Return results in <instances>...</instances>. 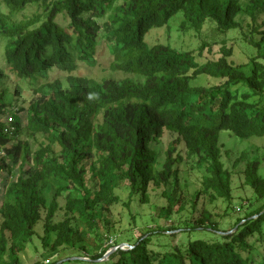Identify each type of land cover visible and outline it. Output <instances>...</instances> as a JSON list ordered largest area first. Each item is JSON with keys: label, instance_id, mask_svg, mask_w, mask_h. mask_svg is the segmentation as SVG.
Listing matches in <instances>:
<instances>
[{"label": "trees", "instance_id": "16d2710c", "mask_svg": "<svg viewBox=\"0 0 264 264\" xmlns=\"http://www.w3.org/2000/svg\"><path fill=\"white\" fill-rule=\"evenodd\" d=\"M1 2L0 40L15 80L0 68V264H22L30 247L38 254L36 241L45 252L33 264H264V255L253 258L264 248V160L232 158L220 143L223 132L264 138V0ZM179 13L182 31L200 40L196 50L146 41L154 29L171 35ZM207 24L215 35L239 32L246 59L224 38L219 56L201 63L217 42L204 38ZM99 46L125 78L78 74L81 63L96 65ZM56 71L66 82L51 81ZM202 77L214 83L196 84ZM177 144L197 183L182 178ZM236 180L252 198L236 200ZM158 189L166 202L139 236L112 220L121 205L137 224L132 204L151 205ZM125 242L133 248L98 261Z\"/></svg>", "mask_w": 264, "mask_h": 264}, {"label": "rangeland", "instance_id": "374dc122", "mask_svg": "<svg viewBox=\"0 0 264 264\" xmlns=\"http://www.w3.org/2000/svg\"><path fill=\"white\" fill-rule=\"evenodd\" d=\"M32 9L33 7H30L27 14H30ZM5 10L6 8L0 0V11H5ZM183 19H184V16L182 13H179L173 17V19L170 21L171 35H169V29L167 28L154 29L147 34L146 41L152 45L157 44V43L165 44L167 43L169 39L172 46L180 50H185V51L186 50H189V51L196 50L200 45V40L195 35V33L182 31L181 23ZM204 34H205L204 38H207V40H211V41L214 40L217 42L213 45L214 47L213 53H210L208 50H206L204 53V56L199 58V61L201 63L206 62L208 58H211L213 56L215 57L219 56V51L222 47L221 40H223L224 38L227 40L228 46L231 47L233 45V48L236 51L235 55L238 61H242L246 59L245 58L246 55L244 54V51H246V49L240 44L241 36L239 32L230 33L226 37L219 36V35L214 34L213 26L211 24H207L204 28ZM5 44L6 42L4 40H0V68L4 69L6 75L9 76L7 79H5L6 82H13L15 80V75L7 69V66L5 64ZM94 57H95V60L97 61L96 65L94 67H89L81 63L78 74H80L81 76L86 75L87 78H93L97 81H100L103 78H113L115 80H120L127 76V74L125 73L114 72L111 70L110 68L111 56L108 50L106 49V47L99 46L97 48V51ZM66 77H67V74L58 73L56 71L52 73V75L49 78L51 79V81H54L55 79L59 78L62 81L66 82ZM195 83L198 85H210V84H213L214 81L210 78L202 77ZM18 84L23 86L26 89L25 82L18 81ZM243 90H246V88H243ZM30 92L31 91H26L25 94L27 96H31L32 93ZM21 104H22L21 102L17 103L16 108L20 107ZM9 118L10 117L8 116V120L10 121L11 119ZM170 140H172V137H170L169 135H166V137L164 138L165 144H167ZM220 143L222 145L223 151L228 150L232 153L231 154L232 158H235V156H239L243 153H246L248 154L251 160H254V159H260V161L264 160V138H252L249 140H240L239 138L235 137L234 135L228 132H223L220 136ZM156 147L161 148V149L162 148L166 149L167 145L160 144L159 146L157 145ZM32 148L35 150L37 148V145L35 143H32ZM177 153H180L184 158V161L181 162L179 165L182 178L183 179L188 178L190 184L197 183V178H199V173L198 171L193 169L194 165H193L192 160L187 159V155L184 151L183 145L177 144ZM177 153L175 155H177ZM224 158L226 157L224 156ZM241 166H243V164ZM261 167L262 168L264 167V163H262ZM194 187L195 186H191V188H194ZM150 194L153 197L151 201L152 203L151 205L150 204H146V205L140 204L139 205L138 202H135L134 204H132V208H131L132 213L135 214L139 212V214L142 216L141 218H138L137 224L134 225L132 222L126 219V217L125 218L122 217V214L126 215L127 211L121 205L113 209L112 211L113 214L111 217L112 220L119 226L121 224V227H124L127 230H134L136 236H139L140 235L139 228L142 225L143 226L145 225L146 219H147L146 216H150L153 213L156 214V211H155L156 206L162 205L166 202L165 199L160 196L161 189L151 191ZM121 196L123 200H126L128 197V193L123 191L121 192ZM234 196L236 200L240 198L244 200V199L252 198L253 193L251 192V189L248 188L247 186L244 187V189L243 188L241 189L239 187L238 180H236L234 182ZM203 204H204V201L202 200L198 205L200 209L204 207ZM205 205L206 207L208 206L209 208H213V205L209 204L207 201L205 202ZM224 207L225 206L222 203H219L218 212L222 214ZM236 210L238 211V209ZM236 214L237 213H233V215L229 217V221L228 219H224L222 221V227L226 229L231 224H233L237 218ZM160 224L164 226L167 225L163 222V219L160 220ZM155 225H156L155 223L154 224L150 223L149 227H154ZM180 237H181L180 235L176 237L175 236L171 237V244L172 245L177 244ZM36 242L38 244V248H37L38 254L35 253L32 247H30L26 255L25 256L22 255V258H23L22 264H33L36 257L42 258L44 256L43 252L45 251L43 250V247L39 244V241H36ZM122 245H123L122 247L126 250L127 248H129L130 244L128 242H125ZM66 253H72V252L70 251ZM263 255H264V248L260 249L257 255L254 254L253 258L258 261L257 263H259L261 262V259H263ZM49 260L45 259L43 260V262H45V264H50L55 259L49 258ZM67 260L68 259H65V260L63 259L62 261H67Z\"/></svg>", "mask_w": 264, "mask_h": 264}, {"label": "water", "instance_id": "95a60500", "mask_svg": "<svg viewBox=\"0 0 264 264\" xmlns=\"http://www.w3.org/2000/svg\"><path fill=\"white\" fill-rule=\"evenodd\" d=\"M255 217H256V216H255ZM126 245H127V244H126ZM122 246H123V245L121 244V245H119V246H117V247L111 248V249L105 254V256H104L102 259L98 260V261L107 260V259L109 258V256H110L113 252H115L116 250H118V249L125 250ZM129 248H133V247L129 245ZM70 259H77V258H76V257H72V258H70Z\"/></svg>", "mask_w": 264, "mask_h": 264}, {"label": "clouds", "instance_id": "9594fccd", "mask_svg": "<svg viewBox=\"0 0 264 264\" xmlns=\"http://www.w3.org/2000/svg\"><path fill=\"white\" fill-rule=\"evenodd\" d=\"M11 119V118H10Z\"/></svg>", "mask_w": 264, "mask_h": 264}]
</instances>
